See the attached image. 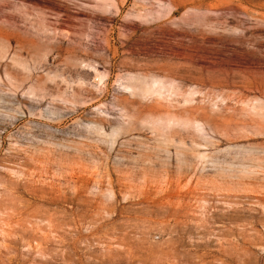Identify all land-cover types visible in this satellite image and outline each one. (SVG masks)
Segmentation results:
<instances>
[{
  "label": "rangeland",
  "instance_id": "1",
  "mask_svg": "<svg viewBox=\"0 0 264 264\" xmlns=\"http://www.w3.org/2000/svg\"><path fill=\"white\" fill-rule=\"evenodd\" d=\"M0 264H264V0H0Z\"/></svg>",
  "mask_w": 264,
  "mask_h": 264
}]
</instances>
